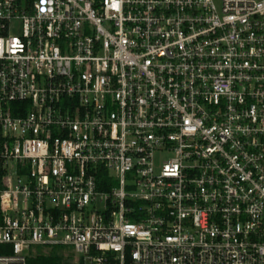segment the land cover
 <instances>
[{
    "label": "built area",
    "instance_id": "1",
    "mask_svg": "<svg viewBox=\"0 0 264 264\" xmlns=\"http://www.w3.org/2000/svg\"><path fill=\"white\" fill-rule=\"evenodd\" d=\"M264 264V0H0V264Z\"/></svg>",
    "mask_w": 264,
    "mask_h": 264
},
{
    "label": "trees",
    "instance_id": "2",
    "mask_svg": "<svg viewBox=\"0 0 264 264\" xmlns=\"http://www.w3.org/2000/svg\"><path fill=\"white\" fill-rule=\"evenodd\" d=\"M64 259V254L61 251H52L47 255H41L36 264H63L65 263ZM32 264H35V262L32 261Z\"/></svg>",
    "mask_w": 264,
    "mask_h": 264
},
{
    "label": "rangeland",
    "instance_id": "3",
    "mask_svg": "<svg viewBox=\"0 0 264 264\" xmlns=\"http://www.w3.org/2000/svg\"><path fill=\"white\" fill-rule=\"evenodd\" d=\"M35 250H37V252L39 254H44L45 251L46 252H52V251H61L63 254H75L74 250L72 247H69V246H54L53 250H50V248L48 246H42V245H38V246H34L33 247Z\"/></svg>",
    "mask_w": 264,
    "mask_h": 264
}]
</instances>
